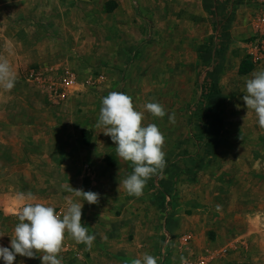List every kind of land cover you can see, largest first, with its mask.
<instances>
[{
	"label": "rangeland",
	"instance_id": "rangeland-1",
	"mask_svg": "<svg viewBox=\"0 0 264 264\" xmlns=\"http://www.w3.org/2000/svg\"><path fill=\"white\" fill-rule=\"evenodd\" d=\"M53 8L63 26L53 23ZM263 8L264 0H0V58L16 74L11 91L0 88V246L10 249L18 193L59 211L66 196L83 202L70 186L93 190L87 151L104 143L95 125L102 98L115 91L165 137L166 167L150 178V194L166 216L204 222L193 231L196 264H264V131L255 114L244 119L243 100L246 81L264 70L249 54L257 38L247 32ZM59 31L62 48L79 37L74 63L38 52V40ZM67 70L82 90L63 101L47 87ZM149 102L165 116L149 113ZM115 147L106 165L128 169ZM72 243L66 234L58 258L83 264ZM168 246L167 256L182 247ZM14 264L42 260L16 255Z\"/></svg>",
	"mask_w": 264,
	"mask_h": 264
},
{
	"label": "clouds",
	"instance_id": "clouds-1",
	"mask_svg": "<svg viewBox=\"0 0 264 264\" xmlns=\"http://www.w3.org/2000/svg\"><path fill=\"white\" fill-rule=\"evenodd\" d=\"M16 74L6 59L0 58V88L11 91L15 87ZM243 100L248 109L244 119L255 114L261 131H264V70L252 74L246 81V94ZM239 107V106H237ZM144 108L155 117L163 118L165 109L158 103L149 102ZM144 113L134 108L129 95L110 92L102 98V107L96 128H103V134L110 136L116 145V154L130 162L133 172L119 186L128 195L140 197L146 182L158 171L166 167L163 147L165 137L155 124L144 126ZM174 122V116L169 117ZM118 189V191H119ZM83 202L96 204L99 194L67 189ZM13 215L18 219L11 236L10 249L0 246V259L5 264H14L16 255L35 258L39 254L42 264H62L58 258L63 250L66 234L76 242L85 244L89 249L95 240L88 234V227L82 224L83 203L65 197V206L57 211L45 202L38 201L31 193H18L14 197ZM131 264H157V259L145 253L135 258Z\"/></svg>",
	"mask_w": 264,
	"mask_h": 264
},
{
	"label": "crops",
	"instance_id": "crops-1",
	"mask_svg": "<svg viewBox=\"0 0 264 264\" xmlns=\"http://www.w3.org/2000/svg\"><path fill=\"white\" fill-rule=\"evenodd\" d=\"M263 9L258 11L252 20H249L247 32L251 31V35H254V21ZM52 10L53 23L63 26L65 15L55 8ZM39 37L44 36L39 35ZM47 37L48 39L38 40L36 44L38 52L44 54L45 57L48 54H67V61L65 59L63 61L67 64L72 63L70 56L78 53V45H76L79 39L78 35L73 34L76 43L69 42L72 45L69 47L65 45L63 48L60 45L62 31L55 33L54 38ZM102 53L103 51L99 55ZM262 55V60L259 62L260 67H264V51ZM51 64L59 63L53 61ZM103 137L102 145H97L93 141L87 151L92 162V165L89 162L86 163L92 166L91 171L87 174L93 183V190L90 192L99 194V198L96 204L81 202L83 203L81 222L85 227H88V234L94 235L95 240L90 249L85 244H76L73 240L72 248L76 249L75 251L79 254L78 262H83V264H131L133 259L142 258L147 253L157 259V264H181V258L185 260L191 255L197 257L195 251L198 242L194 232H197L204 222L197 220L195 216H186L181 212L166 216V213L152 200L149 189L150 179L146 182L143 195L138 198L128 195L122 187L119 189L122 181L133 172V166L127 161H125V167L128 169L124 170L121 169L120 164L106 165L105 154L115 144L110 136L103 134ZM85 175L86 173H84ZM125 193L128 196H125ZM121 196L124 200L119 206L115 205V199ZM174 233L175 236H172ZM186 236L191 237L190 240L182 241V238ZM174 243L182 246L176 247L180 253L167 256V246Z\"/></svg>",
	"mask_w": 264,
	"mask_h": 264
},
{
	"label": "built area",
	"instance_id": "built-area-1",
	"mask_svg": "<svg viewBox=\"0 0 264 264\" xmlns=\"http://www.w3.org/2000/svg\"><path fill=\"white\" fill-rule=\"evenodd\" d=\"M253 32L257 39L249 46V54L254 62L259 63L262 60V52L264 51V9L254 21ZM81 85L77 76L72 71L67 70L60 76L58 82L50 83L47 89L57 98L64 101L81 92ZM190 238L189 236L183 237L182 241L188 242ZM195 259V256L191 255L182 264H196ZM200 263L207 264L203 258L200 259Z\"/></svg>",
	"mask_w": 264,
	"mask_h": 264
},
{
	"label": "trees",
	"instance_id": "trees-1",
	"mask_svg": "<svg viewBox=\"0 0 264 264\" xmlns=\"http://www.w3.org/2000/svg\"><path fill=\"white\" fill-rule=\"evenodd\" d=\"M250 70H251V68H248V69L245 71V73L250 72ZM204 93H205V92H203L202 96H204Z\"/></svg>",
	"mask_w": 264,
	"mask_h": 264
}]
</instances>
